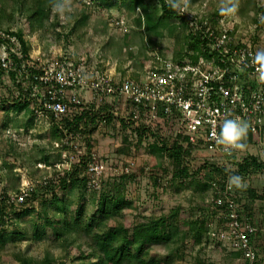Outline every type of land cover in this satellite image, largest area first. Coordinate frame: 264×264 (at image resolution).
Returning <instances> with one entry per match:
<instances>
[{
  "label": "rangeland",
  "instance_id": "obj_1",
  "mask_svg": "<svg viewBox=\"0 0 264 264\" xmlns=\"http://www.w3.org/2000/svg\"><path fill=\"white\" fill-rule=\"evenodd\" d=\"M31 2L32 0H23L24 7L20 10L13 5L12 0H0V32L10 30L20 33L22 41L29 45V64L44 66L51 59L83 58L89 63L91 71L120 76H125L131 71L130 75L138 78L151 66L150 62L154 56L176 58L181 56L177 53L183 51V55L188 52L186 44L183 43L181 25L167 17H163L153 27L150 37L142 33V28L137 31L134 19L141 9L129 13L123 7L121 10L118 7L97 10L94 5L87 6L88 25L83 29L74 30L71 16L82 9L85 4L83 0H71V11L63 15L52 8L44 26L31 31L26 18V7ZM145 2L157 4V0ZM228 4V0H187L186 5L183 2L180 4L179 9L182 13H189L197 12L204 6V11L209 13L222 7L231 8ZM238 5L242 9H236L235 12L224 11L235 14L238 18L241 17L239 13H242L246 18L241 19V26L246 29V26H251L250 19L254 16V13L250 12H254V8L263 7L264 0H240ZM107 15L112 18L125 16L127 31L122 33L115 27L108 26ZM260 21V27L264 29V19ZM240 32L245 31L240 29ZM124 34L126 36L123 37ZM6 56L0 48V62ZM13 87L8 76L3 75L0 78V198L7 200V196L13 197L26 180L39 182V185L35 183L33 186L38 195L30 198L26 206L13 207L15 214L26 210H31V213L20 218L14 214L6 217L13 219L14 225L6 223L8 219L4 221L3 228L6 232L17 229L22 233L23 239L8 243L0 250V264H41L46 256L52 258L54 264H76L75 260L80 255L90 256V250L86 246L91 243L90 237L80 232L81 228H77L80 234H71L59 224L63 209H67L68 217L73 222L76 211L83 202V210L90 216L96 209L99 194L110 190L114 192L115 188L123 194L130 206L123 209L119 217L108 219L107 227L121 224L129 229L149 217L165 216L172 210H178L176 225L167 230L169 239L150 246L144 253L145 259L152 258L156 264H243L238 260V254L229 253L208 236L210 223L213 228H219L217 222L210 219L212 212L209 204L214 194L210 183L217 182L222 185L226 178L222 171L220 173L206 169L202 181L196 179L195 175L193 179L182 180V184L172 181L169 185H162L167 175L163 172L167 164L151 155L147 149V145L154 139L148 138L139 146L129 143L127 148L124 144L128 142L126 137L129 135L120 131L117 133L110 128L96 130L88 137L91 144L89 157L81 141H76L78 148H65L64 145L56 147L55 144L61 137L54 133L55 124L50 118L37 119L33 106L23 111L9 108L7 98H10L8 94ZM122 148L125 150L121 151ZM66 149L70 152H82L80 164L77 165L82 167L86 165V158L90 159L92 156L109 162L130 160L133 162L130 176L133 177L125 179L126 182L121 188L114 185L116 177H105L100 183L99 192H87L82 201L77 191L72 190L67 183V172L54 169V165L61 159L62 151ZM240 154H251L254 159L264 161V147L257 146L256 143L252 144L251 148L246 146L240 150ZM210 156L204 149L195 150L190 173H194L203 159ZM41 165L45 168L38 167ZM151 173L157 178L160 177L157 186H153L149 180ZM248 174H236L243 177L246 185L242 189L235 188L244 195L239 200L244 216H247L254 201H261L257 198L248 200V190L262 195L264 200V170L251 171ZM43 179L49 180L50 184L41 185ZM47 220L49 226L46 225ZM40 232H44V237L37 241L34 234ZM257 248L263 253V249L258 246ZM20 259L23 261H19Z\"/></svg>",
  "mask_w": 264,
  "mask_h": 264
},
{
  "label": "built area",
  "instance_id": "obj_2",
  "mask_svg": "<svg viewBox=\"0 0 264 264\" xmlns=\"http://www.w3.org/2000/svg\"><path fill=\"white\" fill-rule=\"evenodd\" d=\"M83 2L93 7V2ZM202 7L197 12H180L190 19V26L200 36V50H190L176 58L156 55L150 62L151 66L138 78L131 76V71L125 76L91 71L83 58L51 59L46 65L35 67L33 63L29 64L32 69L39 70L33 81L44 89L43 102L40 109H35V116L48 119L46 114H49L53 120L59 121L69 113L75 115L91 105L106 103L113 108L114 116L120 119L115 126L116 132H125L132 140L135 128L141 124H156L162 113L168 119L164 133L171 134L173 139L188 147L190 157L186 160L193 158L195 150L204 149L211 156L201 163H214L224 177L226 175L222 185L210 183L214 191L209 204L210 219L215 220L219 228H213L210 223L208 236L229 253L238 254V260L243 264H264V251L262 253L257 248V239L264 237V220L255 223L253 218L244 216L239 203L241 192L229 186V177L238 174L237 165L244 158L253 156H240V150L229 152L224 145L217 143L224 119L240 117L250 125L245 145L251 148L256 143L264 147V81L259 79V66L253 63L256 52L264 50V29L260 27L262 18L258 17L257 22L251 21V26L245 29L241 26L242 18L235 14L228 12L212 21L205 17L207 12ZM107 17L108 26L122 33L127 31L125 16ZM240 29L245 32H240ZM0 38L14 41L3 32H0ZM0 48L6 53L2 45ZM14 52H19L17 45ZM7 57L1 59L0 67L12 71V62ZM33 90L35 94V85ZM123 124L127 126L126 130L122 129ZM103 127L104 122L97 130ZM64 134L55 146L78 148L76 141L80 137ZM81 155L80 151H62L54 169L67 173L72 171L73 166L80 162ZM256 161L264 165V161ZM38 167L45 168L42 165ZM132 168L130 160L109 162L94 156L86 159L87 192H99L105 177L114 179L131 175ZM171 179V175L166 176L162 185L169 184ZM47 182L43 179L41 185ZM35 183L39 185V182ZM35 183L26 180L18 193L9 197V202L15 206L22 204ZM261 249L264 250V244Z\"/></svg>",
  "mask_w": 264,
  "mask_h": 264
},
{
  "label": "trees",
  "instance_id": "obj_3",
  "mask_svg": "<svg viewBox=\"0 0 264 264\" xmlns=\"http://www.w3.org/2000/svg\"><path fill=\"white\" fill-rule=\"evenodd\" d=\"M22 1L23 0H12L13 5H16L20 10L24 7ZM92 1L97 10L111 9L113 7H118L121 10L123 7L126 8L129 13H135L136 10L141 9V12L138 10L139 13L134 19V24L137 31H140V28H142V33L149 37L152 34L153 27H155L163 17H167L174 22L176 21L183 29V43L186 44V49L194 52L200 50V36L192 29V26H190V19L186 15H180V9H173L167 0H157V4L155 5L147 4L145 0ZM233 2L237 5V11L242 9L240 5H238L240 0H233ZM53 3L54 0H32L31 4L26 7V18L31 31L41 29L48 21L50 11L53 8ZM228 6L232 7V4L230 3ZM86 8L88 7L84 4L78 13L71 16L74 30L77 28L83 29L88 25ZM222 9L226 10L227 8L222 7ZM222 9L206 13L205 17L209 20L216 21L217 18L226 14ZM250 13H254V16L250 19L252 22H257L259 16L264 19V6L258 7L257 9L254 8V12ZM239 14L241 16L240 18L243 20L246 18L242 13ZM55 18H57V16H55ZM4 34L14 39L12 42L11 39L0 38V47L1 45L4 47L6 55L8 56L7 59L12 62V68H14L12 71H6L0 67V78L3 75L8 76L14 86L13 90H10L8 94L10 98H7L10 103L9 108L14 109L15 111H23L33 106V111L35 113V109L41 108L44 92V89L33 81V76L38 74L39 70L32 69V67L28 66L31 62L29 59L30 49L29 45L22 41L20 33L5 30ZM126 34L122 36L124 37ZM16 45L19 47L18 53H15L13 50ZM181 53H183V51L177 53V55H182ZM35 66L36 64L33 63V67ZM34 85L37 88L35 94L33 90ZM32 94H34V96H32ZM44 113L46 114V112ZM46 115L55 124L53 125L54 133H57L60 137H63L65 135L64 133L80 137L79 142H82V147L86 150L87 157L91 154V144L88 137H90L91 133L97 130L99 124L104 122L103 129L110 128L116 132V123L120 121V119L114 116L113 108L106 103L101 106L91 105L88 109L75 115L69 113L67 116L60 117L59 121L53 120L49 114ZM121 122L123 123V121ZM167 123L168 119L161 113L156 124H141L135 128V130L132 131L135 138L131 140L126 137L128 142L125 141L126 143L124 146L128 148L129 143L139 146L148 138L154 139L147 145V149L151 155L158 157L161 162L167 164V168H165L166 171L164 169L163 172L167 174L166 176L171 175L172 179L169 184L172 181H177V184H182L184 180H187L188 178L193 179V176L195 175L196 179L201 180L206 173V169L221 173L222 170L220 168H217L214 163L209 162L200 163V166H198L194 173H190L193 158L191 157L189 160H186L190 157L189 149L183 145L182 141L173 139L172 135L169 133H164ZM122 129L126 130L127 126H122ZM249 142L251 143V140H249ZM122 150H125V148H122L121 151ZM164 159L166 160L163 161ZM79 164L80 162L77 165ZM77 165H74L72 171L66 174V178L70 188L76 190L80 199L83 201V198L87 193V177L85 174V167ZM237 168L238 174L249 175L248 173L251 171H258L260 169L264 170V165L262 163H257L256 159L253 157H247L237 165ZM131 177L133 176H119L115 178L116 183L114 184L113 182V184L115 187L117 186L121 188L126 182L125 179ZM159 178L160 177L157 178V176L152 175L151 173L149 180L153 186H157ZM46 184L47 186L50 184L49 180ZM247 192H249V195L246 196L248 200L262 198L251 190H248ZM37 195L36 190L33 189L30 195L22 204L18 205V207L26 206L28 203L27 201ZM241 195H243L242 192ZM9 197L10 196H7V200L6 198H0V250L8 243H16V241L19 242L23 239L22 233L17 229L12 232H6L5 228H3L5 225L4 221L11 216L10 214L17 215V217L20 218L23 215L31 213V210H26L27 212L23 211L17 214L13 213V207L16 206L9 202ZM82 204L83 202H81V205L78 207L76 218L73 222L70 221L66 208L63 209L59 221V224H62V229L66 232H70L71 234L76 232L80 234V232H82L91 239V243L86 245L90 250V256L80 255L75 260L76 264H156V261L152 258L145 259L144 253L150 246L169 239L167 230L170 227H173V225H176L175 219L179 214L178 210H172L168 215L149 217L143 222L136 223L129 229L121 224L107 227L106 221L108 219L119 217L123 209L130 206V203L125 200L120 191L115 188L114 192H111L110 190L99 194L96 209L90 216L86 215ZM16 220L19 221L17 218ZM13 222V219H8L6 223L14 225ZM46 225H50L48 220ZM77 228H81L80 232L77 231ZM60 234L62 235L61 230ZM34 235V239L39 241L43 239L44 232H40L39 234L35 233ZM52 260V258L46 256L41 264H54ZM19 261H23V259H20Z\"/></svg>",
  "mask_w": 264,
  "mask_h": 264
},
{
  "label": "clouds",
  "instance_id": "obj_4",
  "mask_svg": "<svg viewBox=\"0 0 264 264\" xmlns=\"http://www.w3.org/2000/svg\"><path fill=\"white\" fill-rule=\"evenodd\" d=\"M168 2L173 9H177L182 2L186 5L187 0H168ZM228 3H231L232 7L227 8L226 10L229 12H235L237 7L236 3H234L233 0H228ZM53 8L55 11L63 15L65 12L71 11V0H54ZM223 10L225 9H222V11ZM253 63L259 66L257 68L259 79L264 81V50L256 52ZM249 127V123L240 117L226 118L221 125L220 133L217 137V143L224 145L225 149L229 152L232 150H243L246 147L243 141L247 136ZM229 186L242 189L246 185L243 177L233 175L229 177Z\"/></svg>",
  "mask_w": 264,
  "mask_h": 264
},
{
  "label": "crops",
  "instance_id": "obj_5",
  "mask_svg": "<svg viewBox=\"0 0 264 264\" xmlns=\"http://www.w3.org/2000/svg\"><path fill=\"white\" fill-rule=\"evenodd\" d=\"M251 189H253V188H251ZM255 194H257V193H255ZM257 195H259V194H257ZM259 196L262 197V195H259ZM259 199L261 201H254V203L251 205V209L249 210V212H247V217L253 218V221L255 223H258L259 221L264 220V200H262V198H259ZM263 244H264V237H260L259 239H257V246L258 247L262 248Z\"/></svg>",
  "mask_w": 264,
  "mask_h": 264
}]
</instances>
